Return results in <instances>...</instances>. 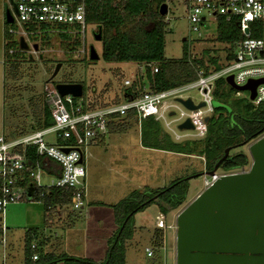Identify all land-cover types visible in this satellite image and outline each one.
<instances>
[{
	"label": "rangeland",
	"instance_id": "obj_1",
	"mask_svg": "<svg viewBox=\"0 0 264 264\" xmlns=\"http://www.w3.org/2000/svg\"><path fill=\"white\" fill-rule=\"evenodd\" d=\"M0 6L2 8V15L5 10L11 11L12 9L9 0H0ZM166 7V12L163 16V21L165 22V32L163 35L164 58H180L182 45L186 43L193 56L199 58L203 56L202 52L207 50L206 56L214 55L217 58L219 68L224 66V55H226L224 48H227V45L226 42L220 43L216 41L217 22L211 18H206V21L199 26V35H197L196 32L189 29L179 0H169ZM130 26L132 25L129 22L124 24V28ZM96 31L97 28L95 26L93 28L91 25L87 26L82 44L75 42V39L62 37L61 33L55 29L39 31L36 34L29 35L26 38V43L22 41L20 48H15V56L9 55L14 60L11 61L13 63L11 66L14 69L9 71L11 67L8 64L5 65L4 100L2 102L4 104L3 106L0 104V134L14 136L30 130L34 106H37L39 109L41 108V90L46 83H82L84 96L94 104H98L99 102L102 104L111 99L117 100L119 98L122 91V78H126L132 82L136 80L138 75H143L144 67L135 62L118 63L103 61L100 57L101 41L93 39V33ZM259 34L264 43V21L260 22ZM182 39L184 41H181ZM30 45L32 46L30 47ZM33 45H35V48H33ZM89 45L93 46L98 59L93 61L88 59ZM235 50L234 46L233 51ZM3 51L5 53L4 46ZM206 56H203V59ZM56 63H60V66L56 74L48 80ZM216 94L215 96L212 95L211 104L212 106L223 107L225 113H231L230 110L233 108H235L233 111L239 112L237 108L242 110L245 104L251 102L247 98L246 91L234 90L224 82V77L222 78V83L216 87ZM183 95L190 97L194 102L199 98L197 92L192 89L183 93ZM220 112H222L221 109H219L218 113ZM231 119H233V116H231ZM210 122L209 119L206 123L210 124ZM133 123L130 124L129 131L125 135H120L121 138L126 139L127 136L133 134L135 130ZM104 136L107 138L108 135L106 136L105 134ZM43 139L46 143H53L56 141L55 133L49 132L43 136ZM187 142L190 147L195 146L198 148L200 146L199 143ZM248 143L229 150L230 155L242 152L247 156L248 164L243 167L244 170L248 168L250 163V157L246 149ZM125 146L127 147L125 152L133 151V146H128L127 144ZM113 148L112 146L110 148L106 147L104 143H90L81 149V154L86 155L88 149L92 151L97 150L99 153L106 150L111 154ZM108 153L103 156L105 160H107ZM132 156L140 158V164H138L140 167L135 171L138 172L135 179L137 184L125 186V188H131L127 189L126 193L114 203L133 191L142 192L146 190L143 188L144 186L149 187L148 189L155 188L160 182L164 183L163 185H167L173 178L196 174L186 181V194L182 204L175 209L169 210L163 217L164 224L173 226V228L162 230V244L159 251H156L151 258H148L143 251L144 246L151 247L150 236L156 222V210L153 203L141 211L134 213L135 216H132V218L134 217V224H141L143 227H136L135 230L133 228L131 236L133 234L134 236L129 239V244L127 246L125 244L124 246L126 254L124 255L123 253V264H153L154 258L155 260L158 259L161 264H173L175 216L204 188L202 175L197 174L205 172L203 158L194 153L177 157L141 150L140 157L136 154V151L128 156V161L126 160L125 162L130 166L131 160H133ZM110 157L115 159L116 156L115 154H111ZM214 171L216 174H222L237 172L239 169L225 172L217 168ZM48 181V175L44 173L40 174V185H45ZM85 190L86 184H83V193H85ZM84 210L85 206L82 210L80 208L72 209L68 203L67 207L61 208L59 216L55 214V211L47 216L46 210L39 202L26 201L6 206L2 215V223L7 227L6 240L8 247L6 246V258L2 262V246L0 245V264H44L46 258L43 256V253L53 251V254L57 255L64 252L66 254L68 251H72L69 248H75L78 253L85 252L88 249V238L85 237L87 230L83 217ZM57 217L60 219H57ZM65 219L73 220V228L76 230L74 233L79 235V239L73 236L69 239L66 238L69 233V227L68 225H64L63 221L66 222ZM27 229L36 231L35 241L38 244L37 249L40 248V251L37 252L38 258L36 260L26 258L25 255L23 234ZM42 238H44L45 243L41 244ZM93 238L97 239V237ZM57 242L60 243L58 246L55 245Z\"/></svg>",
	"mask_w": 264,
	"mask_h": 264
},
{
	"label": "built area",
	"instance_id": "obj_2",
	"mask_svg": "<svg viewBox=\"0 0 264 264\" xmlns=\"http://www.w3.org/2000/svg\"><path fill=\"white\" fill-rule=\"evenodd\" d=\"M168 1L162 0V3L167 5ZM9 2L12 9L8 11L12 20L5 22L3 40L8 55H12L15 48H20L22 41L26 43V38L36 32L55 29L62 37L75 39V42L82 44L86 27L95 26L86 22L90 7L87 0H9ZM179 2L189 29L197 35L199 26L206 18L213 21L217 18L226 21L236 19L238 29L244 36L248 34L249 23L264 21V0H179ZM243 29H247L246 34L243 33ZM235 48L232 57L224 60V66L216 71L209 69L207 74H204L202 69H197L196 77L191 82L159 91L144 89L132 97L124 96L121 91L117 100L111 99L102 104L100 102L94 104L84 96V92L79 97L59 95L53 84H44L41 90L42 104L48 110L50 125L14 136L0 134V244L5 242L6 227L2 223L5 207L26 201L37 202L32 199L33 191L22 186L24 181L35 188L51 186L69 189L70 207L78 209L82 206L84 169L78 162L81 149L87 144L99 142L108 133L107 123L118 121L128 111L132 113L138 129L139 119L152 117L175 143L201 140L205 131L204 118H208L212 112L211 91L216 79L231 75L234 84L242 85L250 79L264 78L263 39L244 37L235 43ZM187 53L190 57H196L190 53L188 45ZM140 65L149 66L152 72L156 71L152 63ZM130 85V80L121 79L122 88ZM191 89L199 96L196 102L183 95ZM176 98H189L193 104L202 102V105L195 109H187ZM249 101L254 104L264 101V83L255 86L254 96ZM186 119L190 127L178 128L177 125ZM49 132L55 133L56 141L53 143H46L43 139ZM28 146L33 148L34 159L31 162H28L26 156ZM62 148L68 150L64 152ZM39 157L52 160L58 168L57 175L45 185L39 184L40 174L44 173V168L37 159ZM217 175L215 171L210 176L202 175L203 187L208 186ZM155 220V227L161 230L173 228L164 224L163 215L158 211H155ZM37 248L38 244L34 237L28 244L31 260L38 258L35 252ZM143 251L148 258L152 257V247H145Z\"/></svg>",
	"mask_w": 264,
	"mask_h": 264
},
{
	"label": "trees",
	"instance_id": "obj_3",
	"mask_svg": "<svg viewBox=\"0 0 264 264\" xmlns=\"http://www.w3.org/2000/svg\"><path fill=\"white\" fill-rule=\"evenodd\" d=\"M89 3V13L86 22L93 23L100 31L101 52L100 57L105 62H135L137 64L152 63L156 71L152 72L149 66H144L143 75H138L136 80L131 82L127 88H122V93L126 97L142 92L159 91L177 85L191 82L195 79V71L202 69L207 74L209 69L214 71L219 69L217 58L206 56L190 57L187 53V44L183 43L181 57L178 59H168L163 56V35L165 32V22L163 16L158 13V6L162 0H87ZM132 26L124 28L125 23ZM218 31L216 41L226 42V55L224 60H229L233 55L235 43L244 37L261 38L259 34L260 22H251L248 25V34L244 36L238 29L237 20H224L217 18ZM15 56L14 52L12 56ZM14 61L4 53V63L11 67ZM144 80H143V79ZM216 83V84H215ZM222 83V78H218L213 83L211 94H216V87ZM82 85V83H81ZM131 89L133 91H131ZM82 86V94H83ZM74 100L76 98H73ZM117 99V98H116ZM247 103L239 112L233 111L225 113L224 108L212 106V112L207 118L210 124L205 123L204 136L201 140L192 141L200 146L190 147L187 141L175 143L164 133L157 121L152 117L139 119V140L143 147L161 149L178 154H192L203 158L205 171L213 170L214 165L222 171L240 170L248 164L247 156L242 153L229 154V150L239 145H244L254 140L264 133V101L257 104ZM221 109L222 112H219ZM225 114H224V113ZM132 113L128 111L124 117L118 121H109L106 125L108 133H119L128 128V124L135 122ZM233 116V119H231ZM206 121V122H207ZM30 130L38 129L50 125L51 119L45 105L39 109L34 106V115ZM217 125V126H216ZM213 133V134H212ZM226 133V134H225ZM212 134V135H211ZM228 152L224 154V149ZM28 162L34 159L33 148H26ZM40 163L41 158H37ZM45 167L44 165H42ZM200 174V173H197ZM196 175V174H192ZM192 175L176 177L169 181L167 185L146 189L142 192H131L110 207L113 213L115 229L107 239V247L104 258L100 262H94L88 258L71 256L65 253L53 254L45 252L44 264L60 262L61 264H123V253L126 241L133 231L134 213L141 211L150 204H154L157 211L165 216L169 210L177 208L185 199L187 179ZM23 187L32 190V199L39 202L46 210L48 216L56 208L68 205L70 198L69 189L51 186L33 187L29 182L24 181ZM33 232L26 230L23 237L24 251L26 258L31 255L28 244L32 240ZM153 255L159 251L162 244V230L154 227L150 236ZM40 249V248H39ZM36 249L35 252L40 250ZM152 255V257H153ZM153 264H161L158 259H153ZM26 261V260H25Z\"/></svg>",
	"mask_w": 264,
	"mask_h": 264
},
{
	"label": "water",
	"instance_id": "obj_4",
	"mask_svg": "<svg viewBox=\"0 0 264 264\" xmlns=\"http://www.w3.org/2000/svg\"><path fill=\"white\" fill-rule=\"evenodd\" d=\"M165 12L166 4L161 3L158 13ZM4 20H12L8 10L4 11ZM100 37L97 29L93 39L98 41ZM88 59H98L92 45L88 46ZM59 66L60 63L55 64L48 80ZM224 82L234 90L246 91L251 100L255 86L264 83V78L236 85L231 75H226ZM53 86L59 95L79 97L82 94V85L78 82H56ZM176 100L187 109L202 105V102L193 104L189 98ZM177 127L188 128L190 124L186 119ZM246 149L250 157L246 170L218 174L176 214L174 264H264V133L250 141ZM62 150L66 152L68 148ZM227 152L225 148L223 158ZM217 166L200 175H212Z\"/></svg>",
	"mask_w": 264,
	"mask_h": 264
},
{
	"label": "crops",
	"instance_id": "obj_5",
	"mask_svg": "<svg viewBox=\"0 0 264 264\" xmlns=\"http://www.w3.org/2000/svg\"><path fill=\"white\" fill-rule=\"evenodd\" d=\"M4 23H5L4 13L2 15V8L0 6V104H2V106L4 104L2 102L4 100L3 98L4 97V83H5L4 75H5V65H6L4 63V55H3L4 51H3V46H2L3 45L2 38L4 34ZM131 123L133 122L130 121V123L128 124V128H126L125 131L119 132V133H107L106 134V136L108 135L107 138L103 136L101 140L97 142L98 144H103V143L106 144V147L108 148H110L111 146L114 147L111 150V154H115L116 156L115 159L111 158L110 157L111 154L108 153V151L106 150H103L102 153H99L97 150L92 151L91 149H88V152H86V155L81 154L80 163L84 169L83 182L84 184H86V190H85L84 197H83V204L80 207V209L82 210V208L85 206L83 217H84V221L86 222L87 232H86L85 237L88 238V249L85 252L78 253L75 250V248L74 249L69 248V250H72V251L67 250L68 253L66 254L68 255L88 258L94 262H100L104 258L105 250H106V241L111 236L115 228V225L113 222L112 209L110 206L116 200H118L121 196H123V194L126 193L127 189L131 188V187L125 188V186L137 184L135 179L137 178L136 175H138V172H135V171L140 167V165H138L140 164V158H135L134 156H132L133 160H131V166L128 165L127 162H125L126 160L128 161V156L132 152L136 151V154L139 157H140L141 150L146 151V152L157 153L160 155H173L177 157H182L186 155V154L173 153V152L165 151L161 149L143 147L140 144L139 129L135 122L133 123V127L135 128L133 134L131 136H127L126 139L121 138L120 135H125L129 131V126ZM114 136H117V137H114ZM125 144H127L128 146H133V151L131 150V151L125 152V150L127 149ZM107 153H108L107 158H106L107 160H105L103 156H105ZM41 161L44 162V164L42 163L41 164L45 166L43 167L44 174L48 175L49 180L55 177L58 173V168L55 162H53L52 160L43 159V158H41ZM163 184L164 183L160 182L156 187H161L163 186ZM67 206L68 205H66L65 207ZM61 208H56L55 214L57 216H59V212L61 211ZM154 208L157 211L156 207ZM57 219H60V218L57 217ZM63 223L64 225H68L69 227L68 228L69 233L67 234L66 238L69 239L73 236L79 239V235H76L74 233V231L76 230H74L73 228V225H74L73 220H66V222L63 221ZM140 225L137 223L134 224V221H133L134 230L136 229V227L138 228L143 227V225L141 226ZM27 230H29L30 232H33L32 234L33 238L36 236L35 230H34L35 232L33 231V229L32 230L27 229ZM6 233H7V227L4 232L5 242L2 245L0 244L2 246V254H1L2 262L6 258V248L8 247L7 240H6ZM133 236H131L129 239H131ZM23 237H24V234H23ZM93 237H97V239H94ZM42 239L43 240H41L40 242L41 244L43 242L45 243L44 238ZM129 239L126 241V246L129 244ZM59 244L60 243L57 242V244L55 245L58 246ZM145 247L146 246H144V248ZM49 252L53 253V251H49ZM125 254H126V250H124V255ZM29 259H30V256H29ZM54 264H61V263L55 262Z\"/></svg>",
	"mask_w": 264,
	"mask_h": 264
}]
</instances>
